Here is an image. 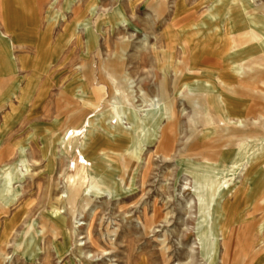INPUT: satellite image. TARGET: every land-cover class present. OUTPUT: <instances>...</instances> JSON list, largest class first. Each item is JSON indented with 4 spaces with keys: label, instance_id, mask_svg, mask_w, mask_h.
I'll list each match as a JSON object with an SVG mask.
<instances>
[{
    "label": "rangeland",
    "instance_id": "obj_1",
    "mask_svg": "<svg viewBox=\"0 0 264 264\" xmlns=\"http://www.w3.org/2000/svg\"><path fill=\"white\" fill-rule=\"evenodd\" d=\"M159 7L157 19L152 11ZM263 24L264 0H0V29L8 37L0 38V187L14 197L0 214L3 264H138L143 254L146 264H161L163 245L169 264L178 256L205 264L196 233L224 226L231 264L244 263L239 254L250 242L254 251L244 264H264V135L229 144L234 133L264 130V118L245 130L237 126L241 118L264 117ZM223 31H251L259 39L228 49L223 60L216 55ZM78 67L91 75L89 90ZM161 77L167 92L162 84L157 89ZM92 84L102 87L100 98ZM63 89L66 113L44 110V101ZM33 91L34 98L23 97ZM195 93L213 97L210 113L194 115ZM106 99L133 108L137 162L125 130L131 119L119 123L123 129L108 127L117 113ZM172 100L174 120L152 131L159 109ZM90 120L97 124L89 130ZM198 153L215 163L193 169L204 179L199 184L186 165L202 161ZM82 164L88 174L113 173L125 184L109 193L88 178V200L78 201L65 224L49 204L66 196L67 176L82 174ZM94 207L91 244L82 225ZM31 236L36 254L24 256Z\"/></svg>",
    "mask_w": 264,
    "mask_h": 264
},
{
    "label": "bare ground",
    "instance_id": "obj_2",
    "mask_svg": "<svg viewBox=\"0 0 264 264\" xmlns=\"http://www.w3.org/2000/svg\"><path fill=\"white\" fill-rule=\"evenodd\" d=\"M69 1V0H68ZM66 2V1H65ZM201 3V2H200ZM207 3V2H206ZM196 5V4H195ZM242 5V4H241ZM37 6V5H36ZM243 6V5H242ZM206 7V6H205ZM245 8L243 7V10ZM2 12V10H1ZM170 15V14H169ZM206 15V14H205ZM244 15V14H243ZM175 18V17H174ZM203 22V21H202ZM195 23V22H194ZM85 27L87 26V23H85ZM257 24V23H256ZM196 27L198 26V24H195ZM264 26V24H263ZM195 29V28H194ZM262 31V30H261ZM223 36L220 37V45L219 47L217 48L216 50V55L221 59L223 58L222 56H224V54L228 51V49H232L234 47H237V46H240L242 44H245V43H251V42H254V41H258L259 39V36L257 34H254L253 32H249V33H246V34H240V35H237V34H233L232 32L230 33L231 35L229 36V33L227 31H223ZM264 32H262V35L264 36L263 34ZM195 35V34H194ZM208 36V35H207ZM261 36V35H260ZM4 37V34L0 33V38H3ZM201 37V36H200ZM201 39V38H200ZM264 40V39H263ZM190 41V40H189ZM192 41V40H191ZM187 44L188 41H186ZM259 44V43H258ZM261 47L262 48V52L264 51V41L263 43H261ZM189 50V49H188ZM248 53V50L247 49H244V50H241L239 51L240 54H244V53ZM189 55V54H188ZM239 55V54H237ZM261 55H263V53H261ZM260 55V56H261ZM240 57V55L238 56ZM202 58V57H201ZM251 58H255V57H251ZM188 59V58H187ZM256 59V58H255ZM258 59V58H257ZM223 60H225L223 58ZM227 60V58H226ZM245 60V59H243ZM248 60L249 62L251 61L248 57ZM230 61H233V60H230ZM221 64V63H220ZM244 67L247 68V70L250 69V66H249V63H245L244 64ZM188 70V69H187ZM238 70V69H237ZM237 72V71H236ZM245 73V72H244ZM198 76V75H197ZM217 78V77H216ZM202 79V78H201ZM218 80V79H217ZM185 84V83H184ZM222 84V83H221ZM230 86V85H229ZM211 87V85L209 86ZM161 88V87H160ZM101 89V88H100ZM160 91V89H159ZM192 92V91H191ZM23 93V92H22ZM101 93H103L102 89L100 90V93L98 95V98L101 97ZM111 96V95H110ZM159 96L161 97V99L163 98H166L165 96H163L162 94H159ZM203 98V97H202ZM199 99H200V95L199 94H194L193 97L191 98V102H195L196 103V107L193 108V112L195 115H198L200 113L199 111ZM98 102V101H97ZM106 105H109V106H112L113 109L116 110V113H117V116H116V123L115 125H111L110 123H107L108 127H113L115 128V126L118 128L120 127L121 129H123L121 127L120 124H123L124 122H122V120H126L128 123V121L131 119V123L128 127H125L127 131H129L130 135H131V145H132V148H131V152L135 153L136 150H137V143H136V140H139L140 136L138 134H135L134 131H133V127L134 125H132V118L134 117L133 115V108H130V107H119V106H116L114 104H108V99H106L105 101ZM161 106V105H160ZM158 109V108H157ZM157 112V111H156ZM76 115V114H75ZM107 119H110L112 117L111 114H108L107 115ZM263 115H259L257 116V118H253L252 120L248 121V120H245L244 118H241L239 120H237V126L238 127H241L243 130H245L246 128L249 127V124L251 123H258L259 121L263 120ZM46 119V118H45ZM162 120H165V122L167 123V126L169 124L170 121L174 120V112H173V100L171 102H168V103H165L164 107L160 108L159 111H158V114H157V120L155 121L153 127H152V131L156 129V127H160V124L162 123L161 121ZM138 121V120H137ZM158 121V122H157ZM191 121L193 122V119L191 118ZM108 122V121H107ZM264 122V121H263ZM120 123V124H119ZM97 124V122L95 123V121H89L88 124H87V128L90 130V129H94V125ZM194 124V122H193ZM264 128V127H263ZM262 128V129H263ZM70 130V129H69ZM195 131V130H194ZM151 133V132H150ZM155 132L149 134L150 135H155L154 134ZM159 133V131H158ZM109 136L113 137L114 136V133L113 132H108ZM157 134V133H156ZM191 134V133H190ZM252 135H264V130H263V133H257V132H239V133H234L232 135H230V137H232L231 139L232 140H229L230 143L229 144H235L237 142H240L242 140H245L247 138H249L250 136ZM188 137V136H187ZM234 140V141H233ZM255 140V139H254ZM249 141V140H248ZM258 141V140H257ZM251 142V141H250ZM140 144V143H139ZM226 145V143H224ZM22 149H20V158H19V161L18 163L21 164V165H24L25 162H26V159L25 157H23V152L21 151ZM128 152V151H127ZM200 155V158L202 161L198 162V163H189L186 164L190 169H188V173L191 174V177L194 181V183H197L199 184L198 182H196L197 180H204L202 177H200L196 172H194L193 169H199L200 167H204L205 166H213L215 165V163L213 162H210L209 160H207V157L204 156V154L202 153H198ZM208 155V154H207ZM135 156H136V162L138 161V156L137 154L135 153ZM210 157V156H209ZM213 159V157H212ZM75 161L77 162L78 160L75 159ZM135 162V163H136ZM82 163V162H81ZM200 163V164H199ZM184 164V163H183ZM185 165V164H184ZM82 166V169L81 171L83 172L82 174L79 175V172L76 174H72L71 178H70V175L67 176V179L69 180V186L66 188V196L64 197L62 194L60 195V199L59 200H56V201H51L49 205L50 206V214H53L55 216H60L62 217L64 223L66 224V220L67 218L69 217V212L71 214H73L75 212V208H76V205L78 203L79 200H82V201H87L88 200V197L86 196V194L84 193L85 192V189H87V180L88 178L91 179V181L93 182H99L101 183L102 185H104V188L103 189H100V188H95L93 185H91L90 187H93L95 189H98V190H105V191H109V193L111 192L110 190V187L112 185H115V184H119V185H124L125 182L122 180L121 183L117 182L115 176L113 173H108L105 175V177L103 178H97L94 174H88V172L86 171V168L85 166H83V164L81 165ZM138 167V166H137ZM199 167V168H197ZM131 170L134 169V166H130ZM186 170V169H185ZM191 170V171H190ZM204 171V170H203ZM196 173V174H195ZM130 174L127 173V176H129ZM132 175V173H131ZM15 178V176H12L10 175V180ZM130 178V177H129ZM5 179V178H4ZM8 183V182H7ZM9 185V184H8ZM106 187H109V188H106ZM182 188V187H181ZM4 191L5 192H8V195L5 196L6 194H4ZM104 191V192H105ZM230 192V191H229ZM13 192L11 190H4L0 187V214H5L7 212V209H8V205L11 203V201L14 199L13 197ZM107 193V192H106ZM193 193L195 195H197V193H195V191L193 190ZM64 197V198H62ZM198 197V200L199 201H202L203 199V196H199L197 195ZM196 197V198H197ZM259 197V196H258ZM202 204H205L203 206H206V203H202ZM221 206V205H219ZM201 207V205H200ZM210 207V206H209ZM222 207V206H221ZM65 211H68L67 214H63V212ZM95 207L94 209L92 210V213L91 215L89 216L88 218V221L82 225V227L84 228V231H85V234H86V237H87V240H89V242L91 244H93V241H92V238L93 236H91V233H90V228H91V224H92V221H93V218H94V215H95ZM222 212V211H221ZM75 223H77L75 221ZM75 225V224H74ZM209 226V225H208ZM141 227L144 231V233H148L150 229V226H147L146 224H141ZM259 229H264V222H262V224L260 225V228ZM53 230V228H52ZM71 230V229H70ZM66 231H68V228H66ZM252 231V230H251ZM255 232V231H254ZM60 234V233H59ZM67 234V233H66ZM207 233L205 232H197L196 235L198 237V245H199V253L201 254V256L206 260L205 261V264H217L216 261L219 259L221 264H229V260H228V254H227V251H226V246H227V241H226V234H227V229L226 227L224 226L223 229H220L218 230L217 232H211L209 235H206ZM40 235V234H39ZM88 242V241H87ZM182 240H180V244H181ZM164 242L162 241V244ZM83 244V243H82ZM81 244V245H82ZM166 244V243H165ZM6 245V244H5ZM38 242L35 240V238L33 236L29 237L28 239H26L25 241V246L26 247H29V251H26L24 253V256L25 255H28V254H32V255H35L36 254V248L38 247ZM79 245V244H78ZM219 245H221L223 247V252L221 253L220 252V249H219ZM83 246V245H82ZM246 247H244V249L241 250V253L239 254V257L241 259L242 262H246V257L248 256V253L250 252L252 254V252L254 251V247H252V243L250 242V244L246 243L245 244ZM264 246V244H263ZM191 249L192 251L194 250V248H189ZM168 250V246L166 245H163L160 249V263L161 264H169V260H170V256H169V253L167 252ZM191 251V252H192ZM80 252V250H79ZM233 253V252H232ZM178 254L181 255L183 254L182 251H178ZM195 254V253H194ZM191 255V253H190ZM197 255V254H196ZM7 256V255H6ZM89 256V255H88ZM91 256V255H90ZM89 256V257H90ZM186 257H189V256H186ZM192 257V256H191ZM46 258V257H45ZM137 258V257H136ZM193 258V257H192ZM180 259V256L177 257V261L175 264H194L193 261L190 259L189 262L185 263V261L183 262L182 260H179ZM196 260V258H193ZM3 255L1 254V251H0V264H3ZM218 260V261H219ZM243 263V264H244ZM138 264H146V257L145 255H140L139 257V262ZM231 264V263H230Z\"/></svg>",
    "mask_w": 264,
    "mask_h": 264
},
{
    "label": "crops",
    "instance_id": "obj_3",
    "mask_svg": "<svg viewBox=\"0 0 264 264\" xmlns=\"http://www.w3.org/2000/svg\"><path fill=\"white\" fill-rule=\"evenodd\" d=\"M150 1H152V2H158V3H162V1H164V0H149V2ZM160 6H163V5H160ZM159 9H160V7H159ZM163 11H164V9L163 8H161L160 9V11H159V13L157 14V13H154L153 11H152V13H153V15L157 18V19H159V18H161V17H163ZM159 14L161 15V16H159ZM169 29V27H166L165 28V30H168ZM0 33H4L1 29H0ZM8 39V37H6L5 35H4V37H3V39ZM11 43V42H10ZM22 61L23 60H19V62H21L22 63ZM21 63H19V64H15V66H14V69H13V72H14V70H18L19 68H21L22 67V65H24V64H21ZM26 66V65H25ZM30 68H31V71L29 72V73H35V69H32V68H34L33 66H30ZM78 70H79V72H80V77H83V82L87 85V90H89V85H90V81H91V75H88V73L84 70V69H80L79 67H78ZM11 73H12V71H11ZM160 84H162L163 86H164V89H165V91L167 92V89H166V85H165V81H164V79L161 77L160 78V80H159V82L156 84V86H157V89H159L158 87H159V85ZM102 89V87L100 86V84H92V89H93V91L95 92H97L96 93V95H99V93H100V90ZM67 91H65L64 89H63V91H58L57 93H58V98L57 99H55L54 101L52 100V101H48V100H45L44 101V103H43V105H42V107H44V110H48L49 111V109L50 108H55V109H57V111L59 112V113H66V111H67V107H68V103L67 102H65V99L68 97V95H67V93H66ZM196 94H198V93H196ZM201 97H203V102L202 103H200L199 104V106H198V108H199V111L201 112H206V113H210L211 111H210V107L212 106L211 105V103H209V97H207L206 95H204V94H199ZM22 96V95H21ZM36 95H35V91H33L31 94L29 93V94H27V95H23V97H29L30 99H32V98H34ZM210 98H213V97H210ZM195 115V114H194ZM193 119V122L196 124L197 122H198V120L199 119H197L196 120V118H192ZM65 120H67V117H65ZM69 123V122H68ZM190 124V123H189ZM192 125V124H191ZM193 127V126H192ZM226 129V128H225ZM170 131H168L167 132V134H166V137H165V139H166V141H169L170 142V144L172 143V140H173V137H172V135L169 133ZM169 144V145H170ZM200 152H202V150H200ZM206 152V151H205Z\"/></svg>",
    "mask_w": 264,
    "mask_h": 264
}]
</instances>
